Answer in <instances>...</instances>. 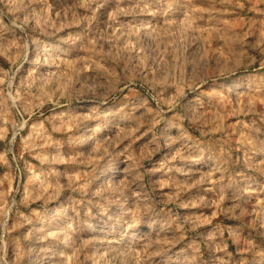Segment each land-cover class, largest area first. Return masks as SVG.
Returning <instances> with one entry per match:
<instances>
[{
    "label": "rangeland",
    "instance_id": "374dc122",
    "mask_svg": "<svg viewBox=\"0 0 264 264\" xmlns=\"http://www.w3.org/2000/svg\"><path fill=\"white\" fill-rule=\"evenodd\" d=\"M48 262L264 264V0H0V264Z\"/></svg>",
    "mask_w": 264,
    "mask_h": 264
},
{
    "label": "bare ground",
    "instance_id": "6f19581e",
    "mask_svg": "<svg viewBox=\"0 0 264 264\" xmlns=\"http://www.w3.org/2000/svg\"><path fill=\"white\" fill-rule=\"evenodd\" d=\"M100 109V108H99ZM94 116V115H93ZM117 126V125H116ZM95 128V127H94ZM119 129V128H118ZM132 131V130H131ZM119 133V132H118ZM110 135V134H109ZM107 136V135H106ZM109 137V136H108ZM127 137V136H126ZM121 139V138H120ZM104 141V140H103ZM102 142V141H101ZM109 144V143H108ZM112 144V143H111ZM127 154V153H126ZM124 157V156H123ZM126 158V157H125ZM124 158V159H125ZM131 163V162H130ZM130 166V165H129ZM126 169V168H125ZM133 169H134V167H133ZM119 172V171H118ZM114 173V172H113ZM125 173V172H124ZM186 173V172H185ZM126 176V175H125ZM132 179V178H131ZM197 181V180H196ZM130 182H132V181H130ZM101 234L99 233V236H100ZM33 236V235H32ZM103 237V236H102ZM108 237V236H107ZM104 238V237H103ZM31 239V238H30ZM37 239V238H36ZM33 240H35V239H33ZM32 241V240H31ZM33 242V241H32ZM41 246V245H40ZM39 246V247H40ZM30 247V246H29ZM34 248V247H33ZM37 248V247H36ZM29 249V248H28ZM44 251V250H43ZM31 252V251H30ZM49 253V252H48ZM48 253H47V255H48ZM42 254V253H41ZM35 256V255H34ZM35 258V257H34ZM39 258H41L42 259V257H39ZM52 259V258H51ZM55 259V258H54ZM37 261V260H36ZM41 261V260H40ZM43 261V260H42ZM58 261V260H57ZM56 261V262H57ZM55 262V261H54ZM49 263V262H48ZM50 264V263H49ZM59 264V263H58Z\"/></svg>",
    "mask_w": 264,
    "mask_h": 264
}]
</instances>
